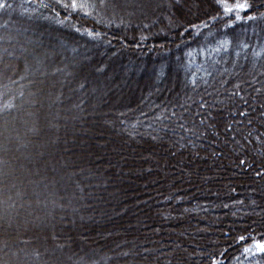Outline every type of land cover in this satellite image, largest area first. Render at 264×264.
I'll return each instance as SVG.
<instances>
[{"label": "trees", "instance_id": "trees-1", "mask_svg": "<svg viewBox=\"0 0 264 264\" xmlns=\"http://www.w3.org/2000/svg\"><path fill=\"white\" fill-rule=\"evenodd\" d=\"M247 2L251 8L241 15L257 19L235 22L231 28L225 25L233 23L234 14L225 16L215 0H210L205 12L163 36L127 38L119 28L110 29L86 19L80 8H65L52 0H27L37 6L38 16L49 15L53 23L64 20L79 31L99 34L107 42L106 52L110 49L153 59V53L164 51V57H158L160 64L155 65L159 69L154 75L156 88L170 70H181L182 74V90L170 89L166 98L147 97L138 106L120 109L109 128H104L110 135V145L104 143L107 135L93 136L94 148L100 153L106 151L103 158L113 163L105 167L107 170L100 166L105 163L103 158L69 165L64 171L58 166L67 191L64 197L58 195L60 186L54 184V176L47 174L43 179L42 172V179L36 183L44 185L46 195L38 196L44 201H31L30 208L26 207L29 212L23 214L25 233L19 244L29 260L52 264L44 250L55 247L61 262L69 256L68 261L75 264H264V254L244 252L254 241L264 242V0ZM29 19L24 23L27 26H31ZM1 25V33H7L9 24ZM226 40L231 43L222 45ZM2 41L4 36L0 45ZM13 43L9 39L5 44L10 48ZM62 73L54 77H62ZM23 75L8 78V85L0 84V183L8 168L3 154L12 151L3 141L8 126L14 133L10 125L15 129L16 117H23L19 127L23 132L16 133L12 144L33 166L41 161L39 153L53 147L52 137L44 138L35 129L33 121L38 118L28 107L35 97L34 86L25 84ZM68 76L70 82L76 80V97L54 89L49 98L65 93V100L57 102V107L73 105L69 114L79 115L81 121L80 114L97 98L88 96L87 84L79 86L82 78L72 80V74ZM17 88L19 92L14 94L12 90ZM8 103L12 107L5 108ZM58 111L53 105L49 118L55 130L51 127L50 133L61 129L54 126L62 120ZM27 119L33 123L29 125ZM114 132L129 141L131 149L124 150L126 154H121L123 145ZM55 142L66 143L58 138ZM15 181L20 183L18 178ZM17 183L11 185L17 198L8 210L22 202L23 188ZM37 205L50 214L44 218L51 225L47 234L50 243L38 235L30 239L33 223L29 219L36 214ZM66 205L70 209H65ZM63 211L74 220L84 255L74 251L77 247H72L76 243L68 233L70 229L60 226L63 231L60 227L57 230V224L68 219L56 217ZM111 225L115 226L113 230L108 227ZM241 236L247 239L241 242Z\"/></svg>", "mask_w": 264, "mask_h": 264}, {"label": "rangeland", "instance_id": "rangeland-1", "mask_svg": "<svg viewBox=\"0 0 264 264\" xmlns=\"http://www.w3.org/2000/svg\"><path fill=\"white\" fill-rule=\"evenodd\" d=\"M52 1L60 5L71 3V0ZM179 1L181 4H178L179 2H176V0H79L78 3L87 5L83 9L80 8L83 17L104 27H111L110 29L119 28L124 37L130 38L133 35L137 37L163 36L164 33L182 26L190 18H195L199 12H205L210 5V0ZM6 2L11 7L0 9V28L3 26L1 25L3 22L9 24L10 27H7V33L2 34L0 31V37L3 38L4 36V41L0 45V84L8 85V78H14L16 75L20 76L21 73H24L23 76L27 79L24 83H31L34 86L32 93L35 94V97L30 100L28 107L35 111V116L38 118L37 121H33L35 122V129L39 130V133H43L44 138L52 137L53 147L50 150L46 149L45 153H39L41 161L38 162V166H33L31 161L26 159L27 155L22 154L12 144V141L16 140V133L21 130L19 127L23 123V117L19 115L14 119L15 122H18L15 129L10 125L14 136L9 131V126L6 129V138L3 144L6 145L7 143L12 151L3 154L5 160L8 161V168L4 170L5 175L0 183V190H2L0 196V264H34L31 259L29 260L27 253H22L23 246L19 243L21 236L25 233L23 214L29 212L26 207L30 208L31 201L42 203L44 198L38 196L40 194L46 195L44 185L36 183L42 179V172L45 173L44 176L47 174H49V177L54 176V179H56L54 184L57 187L60 186L59 191L61 192L58 195L62 194L60 196L64 197L67 191L64 189L65 184L63 183V177L59 175L58 166L63 169L69 165L83 163L84 161L91 163L98 158L106 157V151L100 153L98 148H94L93 141L95 139H93V136L107 135L104 143L110 145V135L104 133V128H109L115 116L119 114L120 109L131 105L138 106L147 97L158 100L166 98L169 96L170 89H173V91L177 88L182 90L180 81L182 74L181 70L177 69L166 71L168 75L166 73L167 77L163 78L158 89L154 87L156 82L154 75L159 70L155 65L160 64V59L165 55L164 51L153 53L151 55L153 59L135 54L134 57H131L126 52L111 51L110 49L106 52L107 42L103 40V37H99V35L89 36L87 32L77 31L71 23L67 24L64 20L54 21L53 23L49 15L42 16L41 14L38 16V12L35 13L37 6L27 3V0H6ZM28 17L33 19H29L31 26H27V23L24 24ZM9 39L14 43L12 47L7 48L5 43ZM204 52L201 49L202 55H204ZM13 53L14 57H12ZM159 56H161L160 59H158ZM62 71V77H54L57 72ZM50 74L53 75L52 78H50ZM69 74H72V77H70L72 80L82 78V82L77 80L79 86H86L87 84L89 87L87 88L88 96L97 98L93 101L89 110L80 114L81 121L78 118L79 115L69 114V110L72 109L73 105L72 107H57V102L65 100L67 96L65 93L62 96H55L54 99L49 98V94L54 89L56 92L65 91L70 96L76 97L75 90L77 86L75 87L76 84H73L76 80L70 82L68 80ZM12 92L17 94L19 88L13 89ZM156 99L155 103L157 102ZM51 104L52 107L54 105L56 111L59 109L57 115L62 118L59 124H54V126L61 127L60 132H56V130L55 133H50L52 127L50 124L52 120L49 118V115H52L50 113L52 110V107L50 108ZM102 105L105 106L103 109L101 108ZM45 108L48 111L47 113ZM105 114L106 117H103ZM27 122H29V125L33 123L28 119ZM82 124L85 127L81 126ZM53 129L55 130V127ZM62 129L64 130L62 131ZM86 130L88 133H85ZM1 133H4V130ZM114 135L119 138L121 145H123L120 151L121 154H126L123 151L128 152L131 149L127 144L129 141H125L117 133ZM57 138L66 143L59 145L55 142ZM114 138L117 140L116 137ZM117 144L119 145V142ZM103 159L105 160V158ZM103 159L102 162L105 163L100 166L102 169L107 170L105 167L109 164V167H111L113 163L108 159L105 161ZM95 165L98 164L93 163L92 166ZM27 170L29 171L27 172ZM17 178L20 183L15 181ZM46 178L47 176L43 179ZM48 180L51 181L50 178ZM15 182L23 188V199L16 206L18 210L16 208L8 210L6 208L9 205L11 206V203L16 202L17 192H11L13 191L11 185ZM35 207L36 214L32 213L34 214L33 218L29 219L33 224L28 223L32 224L29 227L31 230L29 235H33L30 239L35 240L36 235H38V237L43 240L47 239L50 243L52 240L49 237L50 235L47 234L51 225L44 221V218L50 214L46 213L45 208L42 210L38 205ZM65 209H70V206L66 205ZM56 217L60 219L68 218L66 221L62 220L57 224V230L60 226L63 230L70 229L71 231L68 233L73 235L70 237H72V240L75 238L74 242L76 243L72 247H77L74 251L77 250L79 255H84V249L82 251L83 246L78 240L74 220H71L72 218L69 217L67 211L57 214ZM108 227H111V229H108L113 230L115 226ZM116 230L118 231V229H115L114 232ZM68 244H70V241ZM106 245H104L106 248L109 247V244ZM44 251L50 255L48 257L52 264H75L73 261H68L69 256L65 255L61 262L58 259L60 256L56 255L58 253L55 252V247H49L47 251L46 249ZM95 251L89 252L95 253ZM89 256L92 257L93 255ZM107 256L109 257V255ZM51 258H54V261ZM137 263H139V260ZM86 264L93 263L87 262Z\"/></svg>", "mask_w": 264, "mask_h": 264}, {"label": "snow or ice", "instance_id": "snow-or-ice-1", "mask_svg": "<svg viewBox=\"0 0 264 264\" xmlns=\"http://www.w3.org/2000/svg\"><path fill=\"white\" fill-rule=\"evenodd\" d=\"M216 4L222 8V11L224 13L225 16H230L231 14H234L235 19L233 21L232 24H226L225 27L226 28H231L234 26L235 22H239L242 20H249V21H254L257 19L256 16L253 15H248V16H242L241 13L242 12H247L250 8L251 5L247 2V0H243V2H236V3H229L228 0H215ZM46 6V5H45ZM65 8L71 7L72 9H77V8H85L87 5L84 3H78V0H71L70 4H64L62 5ZM11 5L8 4L6 2V0H0V9H5V8H10ZM216 17H213V19H215ZM193 28H197V25H192ZM204 27H207V24L204 25ZM187 30V29H186ZM77 31H79V29H77ZM89 36H93L94 34L89 31L87 33ZM95 35H99V34H95ZM231 41H223L222 45H227L230 44ZM245 47H247V45H245ZM5 108H10L12 107L11 103H8L6 105H4ZM241 163L243 164L244 161H241ZM247 238L244 236L239 237V240L241 242L245 241ZM244 252L245 253H252L253 255L255 254H264V242L262 241H254L253 245H250L249 247L244 248ZM213 264H219L218 261H214Z\"/></svg>", "mask_w": 264, "mask_h": 264}]
</instances>
